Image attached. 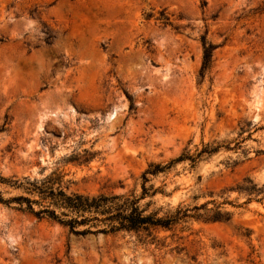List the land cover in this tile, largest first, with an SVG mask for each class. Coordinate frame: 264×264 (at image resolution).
I'll use <instances>...</instances> for the list:
<instances>
[{"label": "rangeland", "instance_id": "1", "mask_svg": "<svg viewBox=\"0 0 264 264\" xmlns=\"http://www.w3.org/2000/svg\"><path fill=\"white\" fill-rule=\"evenodd\" d=\"M50 174L200 217L151 242L0 204V264H264V0H0V176Z\"/></svg>", "mask_w": 264, "mask_h": 264}, {"label": "trees", "instance_id": "2", "mask_svg": "<svg viewBox=\"0 0 264 264\" xmlns=\"http://www.w3.org/2000/svg\"><path fill=\"white\" fill-rule=\"evenodd\" d=\"M201 44L203 58L200 77H203L205 71L211 65L215 46L207 42L205 37L201 38ZM132 109L133 104L130 105V110ZM190 159L194 161V158ZM182 160L184 158L180 157L176 161ZM152 168H155V170L152 171ZM163 169L159 165H150L149 170L142 174L143 182L148 181V175H157ZM245 183L248 186L240 188L239 191H243L248 195L262 193V190L258 189L251 180L247 179ZM0 186L21 192L8 200H4L0 190V204L9 206L14 203L17 205L16 210L26 212L38 220L46 219L54 222L67 229L69 234L77 237L128 232L138 235L142 241L154 242L157 241L155 234L158 230H170L185 219L200 217L196 214H189L191 210H181L179 208L173 213H167L160 217L158 211L145 214V210L139 207V201L149 193L144 185L139 198L128 195H86L69 192L68 188L63 187L62 176L58 174H50L40 181L0 176ZM153 193L155 194L156 191ZM199 209L194 207L193 210ZM206 220L212 222L228 221L229 215L217 212L212 217L206 218Z\"/></svg>", "mask_w": 264, "mask_h": 264}]
</instances>
